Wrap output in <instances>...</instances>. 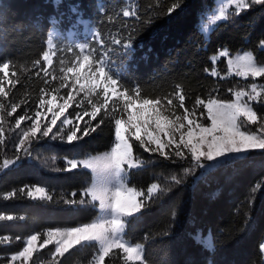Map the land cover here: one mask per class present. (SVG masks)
<instances>
[{
    "label": "snow or ice",
    "instance_id": "1",
    "mask_svg": "<svg viewBox=\"0 0 264 264\" xmlns=\"http://www.w3.org/2000/svg\"><path fill=\"white\" fill-rule=\"evenodd\" d=\"M90 7L89 20L83 19L79 9L72 10L75 23L84 24L83 42L63 44L55 23L47 28L40 51L31 61V74L39 78L35 99L18 96L21 89L16 87L21 76L28 78L29 68L17 66L6 52H0V175L33 162L48 165L39 149L51 142L71 145L74 154L64 156L62 166H56L52 157L50 170H78L84 177L78 187L57 197L54 190L25 183L4 192L3 197L39 194L72 210L91 209L93 216L87 222L15 235L19 243L0 258V264H29L30 260L37 264L32 259L34 251L49 245L47 264H64L65 254L74 248L90 250L87 264H264L260 259L264 257V0H220L210 16L205 15L209 0H200L198 5L189 0H94ZM189 10L194 23L197 18L204 21L202 32L208 33L212 25V32L239 30L246 47L218 40L198 70L189 59L197 81L204 82L199 91L185 89L184 73L177 74L170 92L143 89L133 62L137 47H143L145 34H156L163 24ZM13 11L11 0H0V24ZM257 27L260 32L253 40ZM209 43L210 34L200 47L207 52ZM196 55L194 51L193 58ZM53 57L56 66L49 71ZM105 132L104 151L94 155L85 148L95 135ZM143 153L148 157L142 158ZM257 154L262 171L241 202L239 227L216 225L214 234L209 208L202 218L204 227L188 234L194 245L191 259L153 262L147 257L145 242L150 237L170 248L182 239L186 220L195 219L198 181L213 170ZM153 162L163 166L166 174L136 184L134 171ZM165 197L169 208L163 227L142 234L139 241L127 238L129 226ZM258 202L261 218L254 252L242 259L196 258L217 254V236L225 231L233 250L242 251L246 234L257 227ZM240 207L236 206L237 212ZM14 219L0 212V221ZM0 241L12 243L7 234H0Z\"/></svg>",
    "mask_w": 264,
    "mask_h": 264
},
{
    "label": "trees",
    "instance_id": "2",
    "mask_svg": "<svg viewBox=\"0 0 264 264\" xmlns=\"http://www.w3.org/2000/svg\"><path fill=\"white\" fill-rule=\"evenodd\" d=\"M115 1V0H114ZM117 1V0H116ZM115 1V2H116ZM94 0H71L77 5L81 13L92 18L90 4ZM193 5H198L200 0H189ZM14 11L9 15L6 22L0 24V52H6L17 66L24 65L29 68V74L21 76V84L16 87L21 89L19 95L27 94L35 99L36 89L39 85V78L32 75L31 61L34 60L40 51L47 28L51 27V17L58 15V9L51 0H11ZM210 7L206 8L205 15L216 7L217 0H209ZM66 6H62L59 11L65 12ZM179 11V10H177ZM65 18L61 20V26L66 29L73 21L74 15L67 9ZM175 16V13H173ZM67 16V17H66ZM68 18V19H67ZM203 20L197 18L193 21L192 11H186L171 23L163 24L158 32L152 36L144 35L143 47H137L134 63L138 65L137 76L142 88L147 91L167 93L172 90L174 79L178 73H184L186 90L199 91L201 83L198 82L192 68L189 66V59L198 70L204 63L207 56L211 54L213 46L218 40H231L237 47H246L241 44L239 30L222 29L217 32H210L211 43L207 44V52L200 47L201 41L205 39L204 32L201 31ZM215 27V25L213 26ZM212 27V28H213ZM257 27L252 33L251 39H255L259 34ZM149 49H151L149 51ZM197 55L193 58L192 54ZM219 66V65H218ZM12 65L10 64V74ZM20 75V73H17ZM11 78V75H10ZM63 92V90H61ZM18 112L20 109L17 110ZM71 111V109H68ZM15 115V114H14ZM87 119V117H85ZM95 135V134H94ZM85 140H88L86 137ZM75 143V142H73ZM108 143V135H95V139L90 140L85 148L92 154H97L105 150ZM42 158L47 159L49 164L36 163L13 167L7 171L6 175H0V212L12 214L16 219L13 221H0V234L10 236L12 243L0 241V258L10 254L19 242L14 240L15 235H26L30 231L40 230L46 226H67L79 222H87L92 216L91 209L72 210L61 203L48 201L44 196L35 197L16 196L4 199L3 193L12 187H19L27 183L37 184L45 187L46 191H55L56 196L71 191L78 187L84 177L78 170L71 172L54 173L50 170L51 158L56 157V166H62L64 156L71 157L74 149L71 145L60 142H51L50 145L39 149ZM148 153H143L142 158H147ZM262 158L257 154L250 160L237 161L226 168L213 170L206 177L197 182L195 186V205L193 209L194 221L192 218L186 220L182 239L171 248L166 242L159 238H149L146 244V255L153 261H167L171 259L188 260L193 252V242L189 238V233H194L196 228H203L202 218L207 216V209L213 210L212 223L213 232L216 234V225L224 229H235L240 226L243 219V207L241 202L245 199L249 186L259 179L262 171ZM166 169L158 162L147 164L143 170L133 173L132 180L136 184L148 182L154 175H164ZM240 205V211H236V206ZM169 208V200L165 197L161 202L153 207L139 221H134L128 228L129 239L139 241L142 234L146 232L155 233L164 225L165 214ZM25 219L20 221L19 216ZM261 212L259 202L257 204L256 220L257 227L246 234L243 241V250L236 252L232 248V242L227 238L228 233L217 236V254L205 253L196 257L203 260L205 256L216 261L217 259L246 258L254 252L256 240L259 235ZM45 249H38L33 253V260L37 264H47L48 257ZM71 254H65L64 264H87L90 256L89 249H72ZM44 253V255H41ZM264 259V257L260 258ZM31 264V260L29 261ZM114 264H119L114 261Z\"/></svg>",
    "mask_w": 264,
    "mask_h": 264
},
{
    "label": "rangeland",
    "instance_id": "3",
    "mask_svg": "<svg viewBox=\"0 0 264 264\" xmlns=\"http://www.w3.org/2000/svg\"><path fill=\"white\" fill-rule=\"evenodd\" d=\"M51 1L53 2L56 9H58V15L51 17L50 23H51V27L53 26V23H55L56 30L60 31L62 33L63 39H62L61 43L68 44V43H72V42H83V35H84V30H85L83 23H79V24L75 23L74 17H72L73 21L70 23V25L66 29H63V27L61 26V20H63L65 18L64 14L67 13V9L74 15L72 10L74 8L77 9V5L71 3V0H51ZM115 1L109 0V2H115ZM101 2H104V0H101ZM219 3H220V0H217L216 7L212 11L218 10ZM62 6L67 7L65 12L59 11ZM212 11H210L206 15L210 16ZM80 14L84 20H89V18L86 16V14H83L81 12H80ZM203 23H204V21H203ZM217 23H219V22H217ZM213 26L214 25H212L209 28L208 33H204L205 36L210 34ZM201 28H202V25H201ZM53 62H54L53 65L49 66V71H51L52 68L56 66V57H53ZM38 249L39 248H37V250Z\"/></svg>",
    "mask_w": 264,
    "mask_h": 264
}]
</instances>
